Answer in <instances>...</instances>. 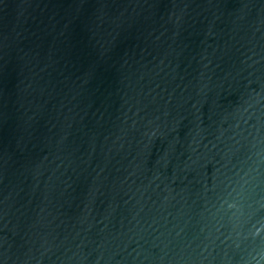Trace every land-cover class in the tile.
Instances as JSON below:
<instances>
[{
	"label": "water",
	"instance_id": "water-1",
	"mask_svg": "<svg viewBox=\"0 0 264 264\" xmlns=\"http://www.w3.org/2000/svg\"><path fill=\"white\" fill-rule=\"evenodd\" d=\"M0 264H264V0H0Z\"/></svg>",
	"mask_w": 264,
	"mask_h": 264
}]
</instances>
